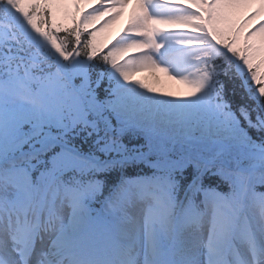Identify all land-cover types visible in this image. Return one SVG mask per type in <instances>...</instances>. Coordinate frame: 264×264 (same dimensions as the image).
Wrapping results in <instances>:
<instances>
[{"label": "snow or ice", "instance_id": "1", "mask_svg": "<svg viewBox=\"0 0 264 264\" xmlns=\"http://www.w3.org/2000/svg\"><path fill=\"white\" fill-rule=\"evenodd\" d=\"M130 3L0 0V264H264V0Z\"/></svg>", "mask_w": 264, "mask_h": 264}, {"label": "rangeland", "instance_id": "2", "mask_svg": "<svg viewBox=\"0 0 264 264\" xmlns=\"http://www.w3.org/2000/svg\"><path fill=\"white\" fill-rule=\"evenodd\" d=\"M132 10L131 12L135 9V3L134 0H132V3L128 5ZM124 19L125 17H120L112 26L113 29L111 31V34L107 37L109 39L111 36L113 37L116 35L118 32H120L123 24H124ZM261 19H264V16L261 17ZM142 73H147V72H142ZM140 74L138 73L134 78L135 79H140ZM158 81L156 82L155 86L158 92H171L174 95L181 96L185 95L187 93V87L175 80L170 79L168 76H166L164 73H156Z\"/></svg>", "mask_w": 264, "mask_h": 264}, {"label": "bare ground", "instance_id": "3", "mask_svg": "<svg viewBox=\"0 0 264 264\" xmlns=\"http://www.w3.org/2000/svg\"><path fill=\"white\" fill-rule=\"evenodd\" d=\"M140 79L151 84L152 86H155L156 82L158 81L157 76L153 75L152 73H149V72L141 73Z\"/></svg>", "mask_w": 264, "mask_h": 264}, {"label": "trees", "instance_id": "4", "mask_svg": "<svg viewBox=\"0 0 264 264\" xmlns=\"http://www.w3.org/2000/svg\"><path fill=\"white\" fill-rule=\"evenodd\" d=\"M108 35H109V30H108V32H107L106 34H104V36H102L101 38H102V39H103V38H107Z\"/></svg>", "mask_w": 264, "mask_h": 264}]
</instances>
